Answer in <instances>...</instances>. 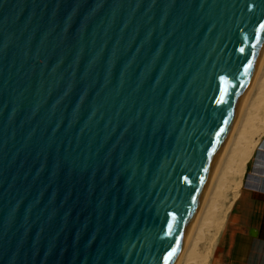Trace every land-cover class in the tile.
<instances>
[{
  "label": "water",
  "instance_id": "water-1",
  "mask_svg": "<svg viewBox=\"0 0 264 264\" xmlns=\"http://www.w3.org/2000/svg\"><path fill=\"white\" fill-rule=\"evenodd\" d=\"M264 48V0H0V264H175Z\"/></svg>",
  "mask_w": 264,
  "mask_h": 264
},
{
  "label": "bare ground",
  "instance_id": "bare-ground-1",
  "mask_svg": "<svg viewBox=\"0 0 264 264\" xmlns=\"http://www.w3.org/2000/svg\"><path fill=\"white\" fill-rule=\"evenodd\" d=\"M263 101L264 48L252 80L235 116L232 129L225 141L217 164L206 185L204 196L197 207L175 264H192L194 262L196 264H209V258L212 254L214 245H212V243L208 244L204 247L205 249L201 253L198 252V246L201 241L205 239V229L208 226L211 227L208 222L211 221L210 219L215 215L214 213L216 212L218 200L223 196L224 191L228 188L235 195V197L237 196V191H235V189L238 185L235 181H237L239 176H242L244 166L251 157L254 149H257L261 146V144H264V138L259 143L253 141L251 142L250 140V135L253 137V135L257 133V122L255 121L262 120H260V117L257 119V115L260 113H257V111L261 109L260 106ZM263 106H261L262 110H264ZM262 123L264 126V122ZM259 125L261 126L262 124ZM252 128H254V131H251ZM258 130L262 131L261 129Z\"/></svg>",
  "mask_w": 264,
  "mask_h": 264
},
{
  "label": "crops",
  "instance_id": "crops-1",
  "mask_svg": "<svg viewBox=\"0 0 264 264\" xmlns=\"http://www.w3.org/2000/svg\"><path fill=\"white\" fill-rule=\"evenodd\" d=\"M263 153L261 144L254 156L252 174H247L250 163L245 167L243 185L230 207L209 264H264Z\"/></svg>",
  "mask_w": 264,
  "mask_h": 264
},
{
  "label": "rangeland",
  "instance_id": "rangeland-1",
  "mask_svg": "<svg viewBox=\"0 0 264 264\" xmlns=\"http://www.w3.org/2000/svg\"><path fill=\"white\" fill-rule=\"evenodd\" d=\"M256 94H257V92H256ZM255 95H254V97H255ZM262 104L264 105V101H263ZM262 104H261V106H263ZM261 106H260L261 109H259V111H257V113L260 112L257 115L258 116L257 119H259V117H260V120L261 119L262 120L261 121L258 120L259 122L257 120L255 121V122H257L256 123V128L257 129L255 128L257 130V133H255V135H253L254 138L252 137V135H250L251 142L253 141V142L259 143L264 138V126H263V123H262V122H264L263 121V119H264V112L263 111L264 110H262ZM263 108H264V106H263ZM261 110H262V112H261ZM259 124H262V125L260 126ZM258 129H261L263 132L258 130ZM251 131H254V128H252ZM260 148H261V146L258 147V149H260ZM258 149H254L251 157L247 161V163H250V165H249L250 167L248 168L247 174L248 173L252 174L251 170L254 167V156H255L256 151ZM247 163L244 166L242 176L241 177L239 176L237 181H235V183H237V185H238V187L235 189V191H237V194H238L239 189L241 188V186L243 184L242 182L244 180V170H245V167H246ZM233 184H231V185H233ZM234 199H235V195L228 188L227 190L224 191L223 196L220 197V199L218 200L217 207H216V212L214 213L215 215L213 216L214 218L212 217L210 219L211 221L208 222L211 225V227L208 226L209 228L207 227L208 229L207 228L205 229V231H206L205 232V236H204L205 239L203 238L204 240H202L201 243L198 246V252L199 253L203 252L204 249H205L204 247H206L208 244H211V243H212V245H214L213 246V252H214V250H215V248L217 246L218 240H219V236H220V234H221V232H222V230L224 228V225L226 223L227 216H228L230 207L232 206V203H233ZM213 252H212V255H213ZM212 255H211V257H212ZM192 264H196V263L194 262Z\"/></svg>",
  "mask_w": 264,
  "mask_h": 264
},
{
  "label": "built area",
  "instance_id": "built-area-1",
  "mask_svg": "<svg viewBox=\"0 0 264 264\" xmlns=\"http://www.w3.org/2000/svg\"><path fill=\"white\" fill-rule=\"evenodd\" d=\"M259 185H257L256 187H258ZM253 189H254V187H253Z\"/></svg>",
  "mask_w": 264,
  "mask_h": 264
}]
</instances>
